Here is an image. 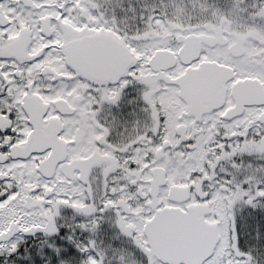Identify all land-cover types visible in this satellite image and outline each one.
I'll return each instance as SVG.
<instances>
[{"label":"snow or ice","instance_id":"1","mask_svg":"<svg viewBox=\"0 0 264 264\" xmlns=\"http://www.w3.org/2000/svg\"><path fill=\"white\" fill-rule=\"evenodd\" d=\"M254 210L264 0H0V264H264Z\"/></svg>","mask_w":264,"mask_h":264},{"label":"flooded vegetation","instance_id":"2","mask_svg":"<svg viewBox=\"0 0 264 264\" xmlns=\"http://www.w3.org/2000/svg\"><path fill=\"white\" fill-rule=\"evenodd\" d=\"M136 84H130L124 89V93L118 103V105H105V112L111 113L112 115H116L121 121H130V117H128V112H133V102L131 98L136 95L132 90L135 88Z\"/></svg>","mask_w":264,"mask_h":264},{"label":"trees","instance_id":"3","mask_svg":"<svg viewBox=\"0 0 264 264\" xmlns=\"http://www.w3.org/2000/svg\"><path fill=\"white\" fill-rule=\"evenodd\" d=\"M257 211V215L253 216L249 219V223L252 227H255L256 225H260L261 227H264V214H261L258 212V210H254Z\"/></svg>","mask_w":264,"mask_h":264},{"label":"rangeland","instance_id":"4","mask_svg":"<svg viewBox=\"0 0 264 264\" xmlns=\"http://www.w3.org/2000/svg\"><path fill=\"white\" fill-rule=\"evenodd\" d=\"M137 2V0H133V3H136ZM136 88H137V85H135V88L132 90L134 93H136ZM133 108H134V110H133V112H128V117H130V121L132 120V119H134V115H133V113L135 112V111H138V102L137 103H133Z\"/></svg>","mask_w":264,"mask_h":264}]
</instances>
